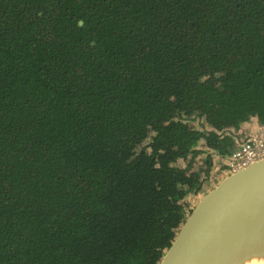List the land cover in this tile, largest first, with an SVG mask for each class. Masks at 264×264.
I'll return each instance as SVG.
<instances>
[{"label": "trees", "instance_id": "16d2710c", "mask_svg": "<svg viewBox=\"0 0 264 264\" xmlns=\"http://www.w3.org/2000/svg\"><path fill=\"white\" fill-rule=\"evenodd\" d=\"M251 120L264 0H0V264H159Z\"/></svg>", "mask_w": 264, "mask_h": 264}, {"label": "water", "instance_id": "95a60500", "mask_svg": "<svg viewBox=\"0 0 264 264\" xmlns=\"http://www.w3.org/2000/svg\"><path fill=\"white\" fill-rule=\"evenodd\" d=\"M263 244L264 159L206 193L159 264H238Z\"/></svg>", "mask_w": 264, "mask_h": 264}, {"label": "built area", "instance_id": "2783aa9c", "mask_svg": "<svg viewBox=\"0 0 264 264\" xmlns=\"http://www.w3.org/2000/svg\"><path fill=\"white\" fill-rule=\"evenodd\" d=\"M247 123H244V126ZM242 126L236 132L232 130L226 132L228 134L232 131L231 135L233 133L236 135L233 137L234 147L230 155L224 157V167L222 168L224 176L235 174L264 159V126L256 121L255 128L257 129L247 133H243L245 128Z\"/></svg>", "mask_w": 264, "mask_h": 264}, {"label": "rangeland", "instance_id": "374dc122", "mask_svg": "<svg viewBox=\"0 0 264 264\" xmlns=\"http://www.w3.org/2000/svg\"><path fill=\"white\" fill-rule=\"evenodd\" d=\"M256 122V120H255ZM249 123V122H248ZM193 126L197 129H200L201 126L198 122H194ZM208 129V128H207ZM233 132H236L235 130H232ZM231 131V133H232ZM235 133L232 134V137H235ZM200 154L196 157V159L199 161V163H202V169H205V166L203 164V160H205L207 157H210V160L212 162L211 168H209L208 176L205 177L204 174H202V186L200 191L197 194H189L185 198V203L187 206V210L193 209V207L198 203V201L210 190H212L224 177L223 174V167H224V157L214 154L213 152H210L208 150H204V147L199 148ZM182 165V164H179Z\"/></svg>", "mask_w": 264, "mask_h": 264}, {"label": "bare ground", "instance_id": "6f19581e", "mask_svg": "<svg viewBox=\"0 0 264 264\" xmlns=\"http://www.w3.org/2000/svg\"><path fill=\"white\" fill-rule=\"evenodd\" d=\"M238 264H264V244L248 254Z\"/></svg>", "mask_w": 264, "mask_h": 264}, {"label": "crops", "instance_id": "0c3cea01", "mask_svg": "<svg viewBox=\"0 0 264 264\" xmlns=\"http://www.w3.org/2000/svg\"><path fill=\"white\" fill-rule=\"evenodd\" d=\"M242 128H245L243 129V133H247L248 131H254L256 130L257 128H255V121H250L249 123H247L245 126L243 124ZM215 154V153H214ZM217 155V154H216Z\"/></svg>", "mask_w": 264, "mask_h": 264}]
</instances>
